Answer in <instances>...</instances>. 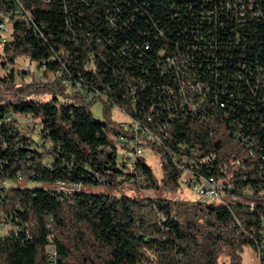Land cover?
<instances>
[{
	"label": "trees",
	"instance_id": "1",
	"mask_svg": "<svg viewBox=\"0 0 264 264\" xmlns=\"http://www.w3.org/2000/svg\"><path fill=\"white\" fill-rule=\"evenodd\" d=\"M0 13V264H244L246 246L264 264V0H0ZM22 58L55 82L27 79ZM140 139L161 179L128 155ZM185 173L234 199L170 197ZM128 183L155 196L87 190Z\"/></svg>",
	"mask_w": 264,
	"mask_h": 264
},
{
	"label": "rangeland",
	"instance_id": "2",
	"mask_svg": "<svg viewBox=\"0 0 264 264\" xmlns=\"http://www.w3.org/2000/svg\"><path fill=\"white\" fill-rule=\"evenodd\" d=\"M9 32L10 27H9ZM40 64L36 61H29L24 58L18 60L17 64L15 67L17 68L16 70H22V68H28L30 71H23L25 73V76L27 79L33 78L35 81H45V82H55L56 77L46 71L44 68L40 69ZM7 73V70L4 69V66L1 63L0 60V78L4 77ZM28 75H32V77H28ZM90 111L93 115V117L101 122V123H106L108 122L107 120V114L104 111V106L101 103H96L90 107ZM111 118L112 120H115L117 123H120L122 125H128L130 122V119L127 118L125 115H123L120 111L114 110L111 113ZM36 121V120H35ZM36 125L40 126V123L38 121L36 122H29L27 124H24V127L26 128V132L33 137L35 142L40 146L42 144V140H40V137L38 136V131L36 129ZM144 158L143 161L152 167L156 177L158 179H161L162 177V170H161V164H160V159L158 155H155L151 150L145 149L144 150ZM189 180L190 177L187 173L183 175L182 181H181V188L178 192L173 193L169 195L172 198H176L179 200H199L200 198L197 196L196 193H194L190 187H189ZM19 186H26L27 187H32L36 188L40 186L37 182H29L26 183L25 181L22 182H17L16 183ZM45 188L46 185L44 186ZM88 191L95 192V193H103V192H108L110 194H115L117 196H121L123 193H129L132 195H148L154 197L155 194L151 193L146 190H142L139 188H136L135 185H132L130 183L126 184V186L119 187L117 190L114 189H106L105 187H87ZM161 192H158L157 195H161ZM181 220H184V218H181ZM243 263L244 264H259V260L256 254V251L250 247L246 246L244 248L243 254ZM222 264H230L229 260L227 258H222L221 259Z\"/></svg>",
	"mask_w": 264,
	"mask_h": 264
},
{
	"label": "built area",
	"instance_id": "3",
	"mask_svg": "<svg viewBox=\"0 0 264 264\" xmlns=\"http://www.w3.org/2000/svg\"><path fill=\"white\" fill-rule=\"evenodd\" d=\"M9 20L10 19L7 16L0 13V40L3 43L6 42L11 35V31L10 32L8 31ZM23 71H30V70L28 68H24ZM63 83L66 88L71 87L69 82L64 81ZM114 110H118V109H114ZM122 114L124 115V113ZM27 122L29 123L33 121L27 120ZM131 122L132 121L130 120V123ZM132 124L134 126V129L137 130L138 125L134 122H132ZM36 129H38V126H36ZM140 142H142L143 144L136 145L135 151L128 153L131 159H135L136 157L142 156L144 154V150H145L144 145L147 142L143 139L142 140L140 139ZM189 187H191L193 192L196 193L197 196L204 202H214V203L226 205L229 199H234V197H230L229 194L226 192L223 183L216 180H208L206 178L191 179L189 181ZM53 255L55 256L56 253L53 252Z\"/></svg>",
	"mask_w": 264,
	"mask_h": 264
},
{
	"label": "bare ground",
	"instance_id": "4",
	"mask_svg": "<svg viewBox=\"0 0 264 264\" xmlns=\"http://www.w3.org/2000/svg\"><path fill=\"white\" fill-rule=\"evenodd\" d=\"M133 122V121H132Z\"/></svg>",
	"mask_w": 264,
	"mask_h": 264
}]
</instances>
